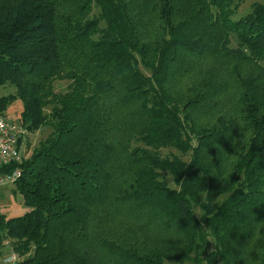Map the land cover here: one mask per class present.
Segmentation results:
<instances>
[{"label":"trees","instance_id":"trees-1","mask_svg":"<svg viewBox=\"0 0 264 264\" xmlns=\"http://www.w3.org/2000/svg\"><path fill=\"white\" fill-rule=\"evenodd\" d=\"M241 3L0 0V114L50 129L0 167L18 264H264V3Z\"/></svg>","mask_w":264,"mask_h":264},{"label":"rangeland","instance_id":"rangeland-1","mask_svg":"<svg viewBox=\"0 0 264 264\" xmlns=\"http://www.w3.org/2000/svg\"><path fill=\"white\" fill-rule=\"evenodd\" d=\"M257 3L262 4V3H264V0H242V3L236 12V15L234 16V19H238V18H241V17L247 15L251 11L252 6L254 4H257ZM97 13H98V9L94 8L93 11L91 12V16L96 15ZM101 27H104V26L101 25ZM231 46L233 48L236 47V40H235V37L233 35L231 36ZM263 64H264V62H263ZM139 68H140V71L145 76H149L150 73L147 70H145L141 65L139 66ZM68 84H69V82H66V81H63V82L57 81L54 83V90L56 92H65ZM8 89H10V90L6 91V93H4L5 95L14 91V89H12L10 87ZM228 105H229V107H231L232 103L230 102ZM6 112H7V116H6L7 121L12 123L15 126L21 128L22 130H24L21 127V125L19 123V119H18V115L22 112V103L19 100H16L14 103H12L7 108ZM49 133H50V129H48L47 127L41 128L40 130L32 133L33 136L31 138V141L33 143H35V145H36L33 148V150L39 147V143L41 142V140L46 138V136ZM195 144L196 143L194 141L192 143V145L195 146ZM160 155L163 158L176 156L179 159H181L182 161L189 162L191 154H190V152L187 154H184V153L182 154V153H180L176 150H173L171 148H166V149H161ZM164 179L170 188L176 189L175 183H174V181L170 175L164 174ZM226 196L227 195L220 196L218 199V202H221L223 199L226 198ZM203 199H204V196H202V200ZM6 209L7 210L5 212H6V215L8 216V218L20 217V216L24 215L26 212V208L24 207L22 197L18 193H16L15 195L10 194V196L7 199ZM193 211H194V214L196 215V217H200L202 214V210L199 207L194 206ZM211 242H212V240H211ZM165 264H178V263H176L172 260H166ZM181 264H197V263L186 261V262L181 263ZM200 264H202V263H200ZM248 264H260V259L251 258Z\"/></svg>","mask_w":264,"mask_h":264},{"label":"built area","instance_id":"built-area-1","mask_svg":"<svg viewBox=\"0 0 264 264\" xmlns=\"http://www.w3.org/2000/svg\"><path fill=\"white\" fill-rule=\"evenodd\" d=\"M25 130L8 122L0 114V165L20 163L23 160L21 153V140L25 138ZM21 171L15 170L11 174L0 175V188L13 185L20 177ZM21 258L11 248L8 255L2 260L1 264H18Z\"/></svg>","mask_w":264,"mask_h":264},{"label":"crops","instance_id":"crops-1","mask_svg":"<svg viewBox=\"0 0 264 264\" xmlns=\"http://www.w3.org/2000/svg\"><path fill=\"white\" fill-rule=\"evenodd\" d=\"M10 89L0 87V97L5 96L4 93ZM5 117L7 116V112L4 113ZM20 114L18 115L19 119ZM7 119V117H6ZM17 119V120H18ZM33 134L25 133V138L21 140V153L23 159H28L33 151V148L36 146L35 143L31 141ZM1 167V165H0ZM1 175V174H0ZM10 194L13 193V185H8L0 188V214L4 215L6 218L8 216L6 215V203L7 199L10 196ZM15 195V194H14ZM11 249V246L9 245V241H4L0 243V264L2 263V260L8 255V251ZM6 255V256H5Z\"/></svg>","mask_w":264,"mask_h":264}]
</instances>
